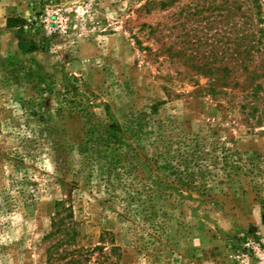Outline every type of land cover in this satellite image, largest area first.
<instances>
[{
  "label": "rangeland",
  "instance_id": "rangeland-1",
  "mask_svg": "<svg viewBox=\"0 0 264 264\" xmlns=\"http://www.w3.org/2000/svg\"><path fill=\"white\" fill-rule=\"evenodd\" d=\"M228 7L0 0V264H47L58 201L85 264H241L264 243V107L228 87L250 24ZM8 17L44 47L22 53Z\"/></svg>",
  "mask_w": 264,
  "mask_h": 264
},
{
  "label": "trees",
  "instance_id": "trees-1",
  "mask_svg": "<svg viewBox=\"0 0 264 264\" xmlns=\"http://www.w3.org/2000/svg\"><path fill=\"white\" fill-rule=\"evenodd\" d=\"M228 12L230 18L235 22L237 14L243 6H246L245 16L250 24L248 26L249 33L248 39L243 43H234V58L228 59V87H240L244 92L243 100H245L240 107L243 111L249 109L246 115L255 116V111L258 110L259 105L264 107V27H259L257 31L252 29L253 17L258 16L259 23L263 22L262 8L264 6L263 0H228ZM37 20V19H36ZM36 20H31V23H35ZM7 26L15 28V36L17 39V45L22 53H31L44 47V41L36 39L35 37H29L26 33V27L29 26L28 20L23 17H8ZM252 30V31H251ZM258 33V37L256 36ZM244 47V56L239 55L238 48ZM260 53L261 57L255 59L253 53ZM239 55V56H238ZM232 63V65H230ZM240 71V74H236ZM242 78L239 80L238 78ZM212 91L217 83V77H211ZM264 109V108H263ZM259 121L264 119V110L260 111L257 116ZM58 210L56 211L52 219V229L45 236L46 240H53L49 243L46 249V262L47 264H85L88 260L89 253L82 247H77L75 243L76 232L72 228V223L68 218L70 213L68 208L64 207L62 201H58L56 204ZM264 223V212L261 216Z\"/></svg>",
  "mask_w": 264,
  "mask_h": 264
},
{
  "label": "built area",
  "instance_id": "built-area-1",
  "mask_svg": "<svg viewBox=\"0 0 264 264\" xmlns=\"http://www.w3.org/2000/svg\"><path fill=\"white\" fill-rule=\"evenodd\" d=\"M246 252L242 253L241 255V264L243 262L248 264L250 257L257 258V264H264V243L262 239H254L251 240L250 243L247 244Z\"/></svg>",
  "mask_w": 264,
  "mask_h": 264
}]
</instances>
